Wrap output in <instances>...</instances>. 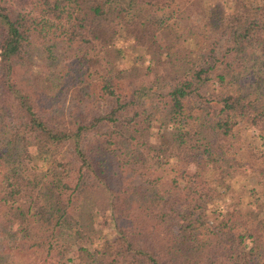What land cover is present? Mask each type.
Masks as SVG:
<instances>
[{
    "label": "trees",
    "instance_id": "trees-1",
    "mask_svg": "<svg viewBox=\"0 0 264 264\" xmlns=\"http://www.w3.org/2000/svg\"><path fill=\"white\" fill-rule=\"evenodd\" d=\"M23 1L0 0V264H264V0ZM51 34L74 53L34 70ZM68 91L107 107L58 116Z\"/></svg>",
    "mask_w": 264,
    "mask_h": 264
},
{
    "label": "rangeland",
    "instance_id": "rangeland-1",
    "mask_svg": "<svg viewBox=\"0 0 264 264\" xmlns=\"http://www.w3.org/2000/svg\"><path fill=\"white\" fill-rule=\"evenodd\" d=\"M8 1L12 2V3H15V4L19 3L20 5L27 6L25 1H23V0H8ZM183 16H184V13L181 16L177 17V18L176 17L172 18L170 21H174L175 20L178 24H181ZM50 38H52V39L49 42H47V41L44 42L43 45H36L37 47L33 46V49H32V60H34L33 61L34 62L33 63L34 64V67H33L34 70L38 69V70H42L43 71L48 64H54V68L58 70L59 67H58L57 63L58 64H62V62L60 61L61 58L63 59V58H65V56L67 54L74 53V49H75L76 45H68V44L64 43V39L61 41L60 37L57 36L56 34H51ZM122 45H123V41L119 40V41L116 42V46L124 47ZM48 46H50V48ZM46 47L49 48L50 52L52 51L49 56H48L47 51H46V49H48V48H46ZM125 51H126L125 53H126L127 58H129V55H130L129 51L128 50H125ZM52 57L56 58L54 63L51 62V58ZM122 66H123V63H118L117 64L118 68L119 67L121 68ZM50 70H52V69H50ZM236 70H239V69H236ZM60 72L62 73L61 70H60ZM113 74L114 73H112V75ZM65 79H67V78H65ZM261 84H264V83H261ZM132 85H133V83H129L127 81H123L120 78H118V85L117 86H119V89H117V87H115V90L122 97L128 98L129 92H130V88L132 87ZM92 89H94V88H93V86L91 84L86 88L87 91H91ZM248 90L250 91L251 89H248ZM69 93H70V91H68L66 93L64 101L61 102V107H57V109H56L58 111L57 112L58 116H60L61 114L66 116V114L69 113L70 115H74V117L80 118V116H82V114H84L82 111L85 110V109H87V110H95V109H99V108L104 109V108L107 107V103L102 101V100H97V103H92V102L91 103H87L86 101L83 100L81 93H76V97L79 98V99H82L80 104H76L75 101H70L69 100V98H68L69 97ZM83 94H84V92H83ZM255 94H258L259 96H264L263 87L259 86ZM84 99H86V98H84ZM47 106H48V108L50 110H55V105L51 104V102H48ZM239 179L242 180V178H239ZM245 184H246V182H245ZM171 186H172L171 182L169 180H167L165 184H163V183L159 184L158 185V187H159L158 189L165 190V189L169 188L170 190H172ZM177 187H178L177 189L174 188L173 190L178 192V193L180 192V194H182L183 192L180 190L182 188V185L180 184ZM170 195H171V193H170ZM217 205H219L220 207H223L222 204H220V202H218ZM212 206H214V205H211L210 207H212ZM172 217H174L173 214H172ZM231 239H232V236H230V235H227V236L225 235V236L221 237V240L223 242H227V244H228V240L231 241ZM221 247L222 246L220 245V247L218 248L220 251H222ZM211 250H214L212 252L213 253L212 256L214 258L217 257V253H215V252H217L219 250H217V248H214V249H211Z\"/></svg>",
    "mask_w": 264,
    "mask_h": 264
}]
</instances>
